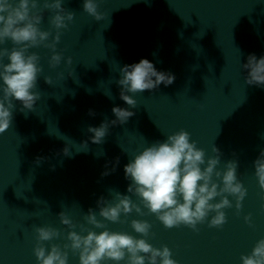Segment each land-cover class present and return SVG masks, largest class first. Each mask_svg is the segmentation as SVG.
Wrapping results in <instances>:
<instances>
[{
    "label": "water",
    "instance_id": "1",
    "mask_svg": "<svg viewBox=\"0 0 264 264\" xmlns=\"http://www.w3.org/2000/svg\"><path fill=\"white\" fill-rule=\"evenodd\" d=\"M83 2L64 0L63 7L75 15L61 29L59 66H49L50 49L30 50L41 58L35 89L41 98L33 111H21L22 104L14 100L12 125L0 134V264H37L36 227L61 230L60 238L45 242L46 248L68 243V229L57 215L61 211L77 224L102 231L84 221L89 208L101 219L99 197L111 201V191L128 194L124 166L130 159L180 129L205 150L206 159L214 155L213 145L220 149L219 169L239 160L237 176L247 189L240 213L229 197L233 207L224 210L222 228H209L206 221L198 225L199 232L183 225L166 229L155 215L135 212L121 216L126 223L105 221L107 228L139 238L130 221L146 220L154 233L148 242L156 248L167 245L178 264H241L240 256L264 237V191L253 167L264 148V86L246 84L247 71L241 67L249 54L264 56V0H98L102 20L84 12ZM52 14L44 11L41 30L51 29ZM0 47L10 49L11 41ZM142 58L174 74L175 81L136 93L137 106L129 108L116 81L121 67ZM114 106L135 115L111 126L103 143H92L88 127L116 119ZM117 157L116 170L102 177L105 165L111 168ZM37 158H42L39 164ZM249 213L251 227L244 220ZM68 264H79L78 254L69 251Z\"/></svg>",
    "mask_w": 264,
    "mask_h": 264
},
{
    "label": "clouds",
    "instance_id": "2",
    "mask_svg": "<svg viewBox=\"0 0 264 264\" xmlns=\"http://www.w3.org/2000/svg\"><path fill=\"white\" fill-rule=\"evenodd\" d=\"M63 3L64 0H42V3L41 0H0V46L7 41L12 44L10 49L0 47V134L12 125L14 100L22 104L21 111H33L41 98V93L35 91L38 76L43 71L39 64L41 58L30 50L39 47L50 49L49 66L52 68L59 66L63 59L56 46L61 39V29H67L75 15L66 10ZM45 10L53 13L49 23L55 30L54 35L51 29L45 31L39 27ZM83 11L96 20L104 18L99 11L98 0H84ZM5 58L8 63L4 62ZM66 63L72 65V57H68ZM241 67L247 71L246 84L264 86V56L258 59L255 54H249L247 63ZM119 72L120 79L116 83L121 87L120 99L129 108L137 106L133 98L136 93L157 89L161 84L167 87L175 81L174 74L158 71L151 61L144 58L138 63L124 65ZM44 79L52 85L51 77L45 76ZM112 113L116 119H106L99 127H88L87 131L94 134L92 143H103L111 126L125 124L135 115L119 106H114ZM89 115L94 116L95 113L90 110ZM63 152L68 155L69 149L65 147ZM212 152L214 155L206 159L205 150L198 148L196 141L191 140L190 133L184 129L145 147L124 166L125 179L130 181L128 194L111 191L114 192L111 201L99 197L96 205L101 219L92 208L84 215L87 225L102 231L97 233L83 223L77 224L63 211L57 215L68 229V243L63 246L52 243L50 248H46L45 242L60 238L61 230L50 226L34 229L36 245L33 253L37 264H68L69 251L78 254L79 264H120L122 261L124 264H178L167 245L156 248L148 242L146 238L154 235L148 221H130V227L139 238L127 232L110 231L105 221L126 223L127 220H122L121 216L127 218L135 212L140 216L155 215L166 229L183 225L199 232L198 225L206 221L209 228H222L227 223L224 210L233 207L229 197L234 199L239 214L247 189L237 176L239 160H228L221 170L218 165L221 164L222 153L215 145ZM41 159L37 158L36 163L39 164ZM119 162L117 157L111 168L106 164L101 176L114 172ZM253 167L259 188L264 191V148L253 161ZM132 196L137 197L139 203L134 202ZM261 199L264 200V196ZM261 208L264 209V204ZM143 209H147V213ZM244 220L252 226L251 213ZM77 227L80 232L75 230ZM240 261L241 264H264V237L256 241L249 254H242Z\"/></svg>",
    "mask_w": 264,
    "mask_h": 264
}]
</instances>
